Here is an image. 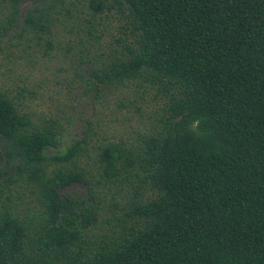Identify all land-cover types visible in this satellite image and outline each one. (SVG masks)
Masks as SVG:
<instances>
[{
  "label": "trees",
  "instance_id": "trees-1",
  "mask_svg": "<svg viewBox=\"0 0 264 264\" xmlns=\"http://www.w3.org/2000/svg\"><path fill=\"white\" fill-rule=\"evenodd\" d=\"M70 1L0 0L4 31L50 35ZM87 4L130 28L96 76L155 89L163 115L138 144L95 149L98 176L132 189L105 220L87 137L56 151L60 124L0 90V264H264V0ZM77 183L86 199L62 195ZM16 184L32 209L11 202Z\"/></svg>",
  "mask_w": 264,
  "mask_h": 264
},
{
  "label": "rangeland",
  "instance_id": "rangeland-1",
  "mask_svg": "<svg viewBox=\"0 0 264 264\" xmlns=\"http://www.w3.org/2000/svg\"><path fill=\"white\" fill-rule=\"evenodd\" d=\"M28 6L23 5L22 11ZM51 16L50 35L12 27L6 33L0 12V90L16 98L33 121L53 119L60 124L56 151L87 137L83 164L92 172L91 186L104 200L107 212L102 218L107 220L110 211L116 214L111 198L124 207L132 189L120 181L108 184L98 176L95 149L109 143L138 144L157 125L165 101L155 89L145 90L143 83H102L96 76L100 63L121 51L117 41L123 42L130 33L116 9L94 15L87 0H71L57 6ZM53 153L55 150L49 152ZM137 184L133 182V186ZM88 190L86 184L77 183L64 188L62 195L86 199ZM10 195L19 209L33 208V195L22 184L13 185Z\"/></svg>",
  "mask_w": 264,
  "mask_h": 264
}]
</instances>
